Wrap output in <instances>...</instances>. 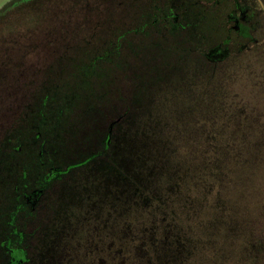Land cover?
Instances as JSON below:
<instances>
[{
  "label": "rangeland",
  "instance_id": "374dc122",
  "mask_svg": "<svg viewBox=\"0 0 264 264\" xmlns=\"http://www.w3.org/2000/svg\"><path fill=\"white\" fill-rule=\"evenodd\" d=\"M16 1L0 0V12ZM77 1L50 4L59 12L48 29L0 30L4 162L14 158L4 139L24 129L50 83L85 96L74 102L78 130L61 133V146L48 145L59 153L52 165L64 169L102 152L59 172L61 180L38 198L22 227L30 232L40 223L27 241L29 263L264 264V26L257 47L246 49L239 38L213 62L205 58L212 46L190 48V37L201 41L193 33L204 30L202 20L186 17L187 32L176 35L164 20L138 19L125 31L120 55L108 43L101 47L110 26L133 24L136 13L119 2L146 0ZM186 1L178 2L183 9ZM214 32L211 38L224 35ZM94 46L100 47L82 51ZM110 51L116 53L106 64L101 59ZM56 102L51 99L48 122L55 120ZM19 135L23 148L15 163L40 180L47 172H38L34 148ZM19 175L4 181L19 185ZM4 181L0 222L9 195Z\"/></svg>",
  "mask_w": 264,
  "mask_h": 264
},
{
  "label": "trees",
  "instance_id": "16d2710c",
  "mask_svg": "<svg viewBox=\"0 0 264 264\" xmlns=\"http://www.w3.org/2000/svg\"><path fill=\"white\" fill-rule=\"evenodd\" d=\"M56 0H17L10 6H8L6 9L2 10L0 12V30H6L9 32H18L19 28H22L25 24H28L29 29H37L39 27L48 29L51 26L48 22H50L52 19L57 17L56 12L57 9H55V12L50 11L51 8L48 6L52 3H54ZM86 0H78V3L84 4ZM110 2L116 3L117 0H109ZM180 0H146L145 2H142V5H138L137 2L130 1V2H119L120 6H125L123 9L132 10L136 14L133 16V24L132 26L128 27H122L119 26H110L108 28V34L109 38L107 41H104L101 44V47H104L106 43V47H113V51L119 52L121 55V46L122 41L128 37L130 34H126V32L129 29H133L135 27V24L138 19H141L144 24L147 23V21H151L153 18L160 19V20H170L172 18H198V20H202L204 22V30L202 32H194L193 35L198 36L197 38H200L201 41L195 38L190 37V44L195 47V50L199 51L201 46H215L219 43L218 37L214 36L215 38H211L210 36L215 35L214 30L217 28V22H218V11L219 8L218 3L219 0H187L185 5H187L186 8L183 9V7H180V3H178ZM264 4V0H262ZM118 3V2H117ZM193 3V4H192ZM191 6V9H188ZM48 7V8H47ZM64 14L69 13L70 9L64 11L62 10ZM66 12V13H65ZM193 12V13H192ZM55 13V14H54ZM185 13V16L184 14ZM58 16H61L58 15ZM110 17V16H109ZM110 19V18H109ZM47 23V24H46ZM176 27V26H174ZM127 30V31H126ZM211 30V31H210ZM126 31V32H125ZM210 31V32H209ZM1 33V32H0ZM212 33V34H211ZM18 34V33H17ZM132 35H137L132 34ZM92 38V37H91ZM119 40L116 42V40ZM261 41L253 42L252 48L257 47L260 44ZM89 44V43H87ZM100 47V46H94L90 48H82V51L90 52L94 50V48ZM116 47L118 49H116ZM200 47V48H199ZM80 50L78 49V52ZM116 52L110 51L109 55H104V58L101 60H105L106 64L111 63L112 60L110 56ZM80 53V52H79ZM84 55V54H83ZM88 58V55L82 57V58ZM61 58V57H60ZM97 62L98 67L100 66V59H95ZM89 64V63H88ZM89 66V65H88ZM49 88L44 87L40 94L36 97V104H30L33 106H36L37 109L33 110L34 114L33 116L28 120V123L24 125V129L19 131L17 134L13 136L11 139L10 136L6 137L4 140L8 142L7 148L9 149V152H11V156L14 158L10 159L9 164H6L4 162L6 156H8V153H2L0 157V160H2L1 166H0V179L4 180V177L9 178V176L12 173H20L18 176L19 181L24 179L23 176V168L19 167L17 162V157L20 156V153L22 152L23 148V139L19 135L20 133L26 134L27 140L29 141V147L34 148V152L36 155L37 160V167L41 168V166L46 162H50L52 158H55L59 153H54L48 150V145H54L57 141V146H61L60 143H58L59 137L61 138V133L63 132H69L71 130H78L77 124H79V119H82L79 117V113L74 112V102L77 100H82L85 98L83 95H75L74 92H61L58 91V89H55L54 83L49 84ZM48 87V86H47ZM205 91V90H204ZM206 93V92H205ZM69 95V96H68ZM77 97V98H76ZM58 99V103H55L54 112L55 120L53 122H48L46 119L47 113L50 112L51 109V99ZM28 107H32V106ZM83 113V111L81 112ZM75 115V116H74ZM117 122L115 120L113 123ZM31 133V136H28V133ZM35 140H37V145L34 144ZM211 153L215 154L217 151L213 146L211 147ZM6 154V155H5ZM53 154V157H52ZM56 154V156L54 155ZM51 155V157H50ZM43 157V158H42ZM46 157V158H44ZM3 162V164H2ZM41 169L38 170V172ZM26 175H28L27 170H25ZM3 173H5L3 175ZM200 170L198 169L197 176H200ZM30 175V174H29ZM195 176V175H194ZM9 185V195L15 196V186L16 184H11L10 182H6ZM8 194V193H7Z\"/></svg>",
  "mask_w": 264,
  "mask_h": 264
},
{
  "label": "flooded vegetation",
  "instance_id": "af4514ba",
  "mask_svg": "<svg viewBox=\"0 0 264 264\" xmlns=\"http://www.w3.org/2000/svg\"><path fill=\"white\" fill-rule=\"evenodd\" d=\"M219 2L216 29L224 35L218 38V44L209 48L207 53H205L206 60L213 62L222 60L229 55L228 45L235 43L239 38L245 40L246 49L251 47L253 42L258 41L256 34L264 26V10L259 7L256 0H219ZM164 21L167 27L171 28L169 30L171 34L177 35L188 30L185 25L187 21L185 20L184 22V18L165 19ZM140 40L141 38L139 37L140 44L137 45L139 48H141ZM187 48H189V44ZM190 48L194 47L191 45ZM107 144L108 137H106L105 145L102 149L105 150ZM99 154H102V152H99ZM99 154L94 153L81 162L67 164L64 169L56 168L51 161L46 164L47 162L45 161L40 169H45L47 173L40 180L31 179V177L27 178L26 172L23 170L24 179L20 180L19 185L15 186V196L7 195L6 201L3 202V208L6 209V218L4 222H0V264H30V259L27 255V241L38 232L35 228L38 227L39 230L40 223L34 224V230L32 229L30 232L24 231L22 227L30 217H34L38 198L45 194V191L52 184L51 182L54 180L59 182L61 180L60 177L63 174H59V172L65 171L70 166L81 165L93 155L97 156ZM3 181L0 179V182ZM5 181L10 182L9 180ZM17 251L23 254L15 256L14 253Z\"/></svg>",
  "mask_w": 264,
  "mask_h": 264
}]
</instances>
